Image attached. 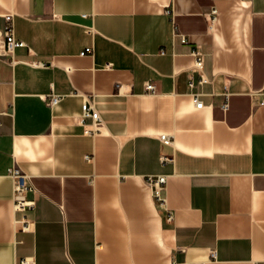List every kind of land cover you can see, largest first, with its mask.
Here are the masks:
<instances>
[{
    "label": "crops",
    "instance_id": "obj_1",
    "mask_svg": "<svg viewBox=\"0 0 264 264\" xmlns=\"http://www.w3.org/2000/svg\"><path fill=\"white\" fill-rule=\"evenodd\" d=\"M7 12L25 46L11 61L0 36V264H264V0H0V29Z\"/></svg>",
    "mask_w": 264,
    "mask_h": 264
},
{
    "label": "built area",
    "instance_id": "obj_2",
    "mask_svg": "<svg viewBox=\"0 0 264 264\" xmlns=\"http://www.w3.org/2000/svg\"><path fill=\"white\" fill-rule=\"evenodd\" d=\"M168 13L170 11L167 10ZM218 16V11L216 8H212L211 11L206 15V19L208 22L209 29H212L214 26ZM3 17V26L0 29V36L3 38L4 42V49H5V54L10 57L11 61H16L11 53L16 47L19 46H25V42H23L20 39H17L15 37L14 33V24H13V14L11 12H7L2 15ZM174 22V21H173ZM173 37L178 38L179 42L181 43H186L188 42V37L185 34H182L178 32L176 29L175 25L173 27ZM92 51V47H86L84 48L80 54L84 55L86 53H89ZM191 55L194 58V64L191 69V72H196L199 75V82H207L208 78L203 74V54L200 51L198 47H194L191 50ZM11 55V56H10ZM34 64L36 65H41L40 62H35ZM189 84L192 86L193 85V80L192 77H190V82ZM145 90L154 92L155 90V85L153 82L148 81L145 83ZM262 94H264L262 92ZM61 98L60 94H55L51 93L47 97V105L52 106L56 104ZM192 101L195 105L196 108H201L203 106V101L199 99L198 94H193L192 95ZM259 105L264 106V97L261 98L260 100L257 101ZM227 102H224L222 104V108L226 109L227 108ZM82 115H81V122L85 127V133L88 134H95L100 131V125H101V120L99 117L98 112L89 104L87 100H84L82 103ZM90 119L89 123H86L85 120ZM159 139L160 141L167 145L170 144L171 140L170 137L165 134H159ZM88 158V156H86ZM172 160V157H169L167 155H162L161 156V161H168ZM8 173L12 178V183H13V206L15 211H19L22 213H25L26 211L32 210L35 204L34 199L28 197V192L29 190L32 189L31 184L29 183L28 176L27 174L18 166L15 164L12 165L8 169ZM145 181L147 185L150 187L151 192L153 197L159 201V203H164V197L162 196V191L165 188L166 184V176L165 175H148L145 178ZM173 219L172 214H168L167 220L171 221ZM20 225V230H27L29 229V221L26 219L25 216H23L19 221ZM215 253L213 252V255ZM18 264H31V260L28 258H21L18 262Z\"/></svg>",
    "mask_w": 264,
    "mask_h": 264
}]
</instances>
